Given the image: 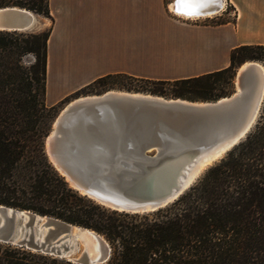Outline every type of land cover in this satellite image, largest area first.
Returning <instances> with one entry per match:
<instances>
[{"label": "trees", "instance_id": "obj_1", "mask_svg": "<svg viewBox=\"0 0 264 264\" xmlns=\"http://www.w3.org/2000/svg\"><path fill=\"white\" fill-rule=\"evenodd\" d=\"M13 6L50 18L48 0H0V8ZM49 35L0 32V205L95 232L110 248L103 264H264V100L248 134L175 201L144 213L110 210L70 188L46 155L57 108L45 104ZM246 61L264 67V45L236 47L229 67L198 77L152 81L117 74L91 85L124 79L214 102L230 94L235 70ZM0 264L73 263L0 242Z\"/></svg>", "mask_w": 264, "mask_h": 264}, {"label": "water", "instance_id": "obj_2", "mask_svg": "<svg viewBox=\"0 0 264 264\" xmlns=\"http://www.w3.org/2000/svg\"><path fill=\"white\" fill-rule=\"evenodd\" d=\"M191 1L205 6L192 7L195 12L213 10L211 16L224 9V0H212L217 6ZM35 22L25 8H0V32H27ZM258 65L237 71L238 92L214 102L110 91L78 97L52 122L44 143L48 160L73 190L105 208H162L251 130L264 100V68ZM0 242L73 264H103L110 256L108 244L93 231L2 205Z\"/></svg>", "mask_w": 264, "mask_h": 264}, {"label": "crops", "instance_id": "obj_3", "mask_svg": "<svg viewBox=\"0 0 264 264\" xmlns=\"http://www.w3.org/2000/svg\"><path fill=\"white\" fill-rule=\"evenodd\" d=\"M228 2L233 19L207 25L166 0H48L47 106L108 75L175 81L229 67L234 48L264 45V0Z\"/></svg>", "mask_w": 264, "mask_h": 264}, {"label": "rangeland", "instance_id": "obj_4", "mask_svg": "<svg viewBox=\"0 0 264 264\" xmlns=\"http://www.w3.org/2000/svg\"><path fill=\"white\" fill-rule=\"evenodd\" d=\"M166 2H167V0H166ZM26 10H28V9H26ZM171 10L173 11V9H171ZM32 13L36 15V23L34 24L35 26H33L34 28L32 27L29 31L23 32V33H25V34L38 33V32H46V31L50 30L51 25H52V22H51L50 18L38 15V14H36L34 12H32ZM234 15H235V12L233 10H231V9H228V10H226L225 12H223V13H221L219 15L217 14V15L211 16V17L206 18V19H200L196 23H203V24H207V25H217V24H220V23H223V22L231 21L233 19ZM32 62H33L32 55L28 54V55L23 57V63L25 65L28 66ZM246 62H250V61H246ZM251 62H255V61H251ZM257 63L260 64L261 66H263L260 62H257ZM241 65L239 67H241ZM238 68L235 70V76H234V80H233V87L229 89V93L230 94H228V96H226V97H229V96L233 95L235 92L238 91V88L235 86V77H236L237 71L239 72ZM222 86H223V88H227L226 90H228V88H229L226 84H222ZM139 87H144L146 90L137 89ZM134 88H136V89H134ZM155 90H158V93L154 94V93L151 92V91H155ZM107 91L135 92V93L147 94V95H151V96L163 97L165 99H181V100L191 101V100L184 99V98L173 97L172 90L170 88H168V87L155 88L154 86H147V85L144 86L142 84H139V83H136V82L127 81V80H124V79H116V80L108 79V80H105V81H103L101 83H95V84L83 89L82 91L75 93L73 96L65 99L61 103L57 104L56 105L57 108H56V112H55V117L58 115V113L63 108H65V106L68 103H72L73 101H75L74 99H76L78 97L79 98H84V97H89V96L101 95V94H103V93H105ZM159 93H161V94H159ZM223 98H225V97H223ZM52 101H53V97L52 96H49V97L45 98V104L46 105L50 104ZM192 102H201V101H192ZM51 126H52V124H51ZM210 166H208V167H210ZM208 167H206L204 170L201 171V173L198 175V177L195 180V182L203 175V173L207 170Z\"/></svg>", "mask_w": 264, "mask_h": 264}, {"label": "bare ground", "instance_id": "obj_5", "mask_svg": "<svg viewBox=\"0 0 264 264\" xmlns=\"http://www.w3.org/2000/svg\"><path fill=\"white\" fill-rule=\"evenodd\" d=\"M191 3L193 4V2L191 1ZM208 3L214 5V6H217V4L214 2V1H209ZM207 3V4H208ZM169 7H171V9H173L172 12L178 14V15H181L182 17L184 18H188V19H195V18H202V17H205V16H211V12L213 11H208V10H200V12H195L196 10L192 9V7H189V6H185L183 4H180L177 0V3H170L169 4ZM168 7V8H169ZM202 7H205V6H202ZM36 23V22H35ZM35 26V25H34ZM34 28V27H33ZM250 64H254V62H246L245 64H243L239 71L243 70L244 68H246L247 66H249ZM256 65H258L257 62H255ZM259 66V65H258ZM110 92H116V93H124V92H121V91H110ZM238 92V91H237ZM137 95H141V93H137ZM95 98L96 96H89V97H84V98H79L78 100H84L85 98ZM74 102H77V100L73 101L72 103H69L68 105H72ZM66 108V107H65ZM195 168L196 167H193L191 170H190V173H189V178L193 175V173L195 172ZM93 250L94 251H97V246L94 245L93 247Z\"/></svg>", "mask_w": 264, "mask_h": 264}, {"label": "built area", "instance_id": "obj_6", "mask_svg": "<svg viewBox=\"0 0 264 264\" xmlns=\"http://www.w3.org/2000/svg\"><path fill=\"white\" fill-rule=\"evenodd\" d=\"M167 9L169 10V4H170V2H171V0H167ZM228 6H230L229 5V2H228V0H224V9H223V11L221 12V13H223V12H225L226 10H227V7ZM169 12H171L170 10H169ZM221 13H219V14H221ZM171 14H173L175 17H179V18H182V19H184V20H189V21H192V22H197V21H199L200 19H206V18H209V17H211V16H209V17H202V18H195V19H186V18H184V17H182L181 15H178V14H176V13H174V12H171ZM218 14V15H219Z\"/></svg>", "mask_w": 264, "mask_h": 264}, {"label": "snow or ice", "instance_id": "obj_7", "mask_svg": "<svg viewBox=\"0 0 264 264\" xmlns=\"http://www.w3.org/2000/svg\"><path fill=\"white\" fill-rule=\"evenodd\" d=\"M178 2H179L180 4H183V5H185V6H189V7H202V6H204L203 3L198 4V5H193V4L191 3V0H178Z\"/></svg>", "mask_w": 264, "mask_h": 264}]
</instances>
